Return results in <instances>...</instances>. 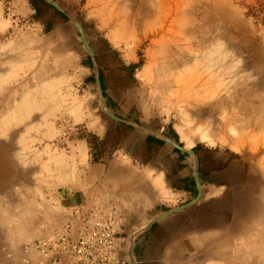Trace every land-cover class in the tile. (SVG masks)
Wrapping results in <instances>:
<instances>
[{
  "label": "rangeland",
  "instance_id": "374dc122",
  "mask_svg": "<svg viewBox=\"0 0 264 264\" xmlns=\"http://www.w3.org/2000/svg\"><path fill=\"white\" fill-rule=\"evenodd\" d=\"M49 1L59 3L83 25L95 58L88 52L77 25L65 13L62 12L67 18L58 14L49 2L40 3L42 15L37 17L31 0L22 1L20 13L15 11L19 2L0 0V264H49L48 258L32 246L38 240L61 236L67 224L76 219L55 193L69 179H61L63 173L77 181L75 176L83 171L79 158L74 166L67 164L70 150L67 144L77 138L89 142L93 135L102 139L83 125H62L67 114H76L74 110L81 108L79 104L84 105L88 117H98L107 128L104 137L110 133L115 145L118 134H122L110 155L124 145L142 168L149 163L146 168L152 169L151 187L143 186L134 192L130 202L123 204V210L109 208L115 209L121 221L122 264H132V254L137 264H188L193 239L213 236L235 241L249 230L259 231L264 226L260 219V207L264 204V141L243 144L200 139V134L187 125V117L180 113L182 107L171 102L170 91L158 77L165 70L160 44L172 45L181 35L184 42L190 37L178 34L175 26L185 8L189 4L190 9L208 8L216 2L226 16L208 32L210 29L216 32L223 26L232 51L230 66L238 72L235 73L238 77L232 72L227 85L244 90L239 99L245 104L252 102L254 93L246 85L264 87V21L249 14V5L256 4V0H159L156 18L138 14L141 0ZM39 24L45 25V31H51V65L69 66L66 74L57 75L55 81L48 72V46L37 37ZM190 40L185 45L196 48V40L191 37ZM139 62L142 64L133 74L126 69ZM147 64L149 72L144 74ZM243 67H247V74L239 80ZM97 70L104 74L109 109L124 122L104 112ZM48 82L52 83L48 91L51 96L44 98L43 89ZM261 95L264 96V91ZM33 96L40 105L25 109L23 103ZM15 108L22 115L7 120ZM91 126L95 128V123ZM149 136L163 140L164 145L149 146ZM166 138L187 148L200 146L198 153L194 150L200 158V170L213 173L219 183L201 181L202 197L196 205L147 228L160 214L195 198L187 190H171V185L186 178L181 176H195L196 164L192 154L181 152ZM63 157L65 163L59 164L57 160ZM181 159L188 162V168L180 163ZM156 167L165 169L168 178ZM158 179L160 186L156 183ZM149 230L151 235H146ZM171 253L175 258L170 261ZM207 264H264V261L225 259Z\"/></svg>",
  "mask_w": 264,
  "mask_h": 264
},
{
  "label": "bare ground",
  "instance_id": "6f19581e",
  "mask_svg": "<svg viewBox=\"0 0 264 264\" xmlns=\"http://www.w3.org/2000/svg\"><path fill=\"white\" fill-rule=\"evenodd\" d=\"M190 5L192 4L182 12V17L177 19L175 26L178 34H189L196 40L194 41L197 43L196 48L185 45L187 42L191 43V40L189 37L184 42L182 35L172 45L160 44L161 64L165 68L158 76L162 81L161 85L170 91V98L173 100L170 99L171 102L182 107L180 111L183 112L180 113L187 117L185 120L187 125L200 134V139L211 143L216 141L226 143L231 140L243 144L263 143L264 96L261 92L264 91V87L258 84L246 85L249 87L247 89L254 93L252 102L245 104L240 100L239 93L244 94V90L240 91L236 87L227 85V79H230L232 72L233 74L237 72L230 66L232 51L229 48L228 34L223 31L222 25L216 32L211 29L208 32L214 23L225 18L226 12L216 2H212L208 8L194 6L190 9ZM158 11L159 0H141L137 8L138 14L143 18H156ZM247 67L239 71L241 73L239 80L247 74ZM148 72L147 64L143 73ZM51 84L48 82L43 89L44 98L51 96L48 92ZM232 89H236L235 94L232 93ZM39 105L40 101L36 96L23 103L25 109L31 110ZM194 110L197 111L192 113ZM75 113L77 114L78 111ZM20 115L22 112L15 108L6 118L14 120L20 118ZM189 116L193 118L189 119ZM156 183L158 186L162 185L161 181ZM260 210V219L264 221V204ZM235 239L232 241L213 236L193 239L189 247L192 255L188 264H207L210 261L225 259L264 261V226L259 231L249 230V233ZM174 255V253L169 255L170 261L175 258Z\"/></svg>",
  "mask_w": 264,
  "mask_h": 264
},
{
  "label": "crops",
  "instance_id": "0c3cea01",
  "mask_svg": "<svg viewBox=\"0 0 264 264\" xmlns=\"http://www.w3.org/2000/svg\"><path fill=\"white\" fill-rule=\"evenodd\" d=\"M15 1L19 2V6H15V11L20 13V9H22L20 4L23 3V0ZM37 37L42 40V44H47L48 46V55L46 56L49 60L48 72H51V79L55 81L57 75L64 76L66 74V71L69 70V66H66L65 64H58L57 67L51 65V31H45L44 24H39ZM63 55L64 54L61 52V58H63ZM79 105H81V108H79V106L74 110V112L78 111V113L67 114L63 119L65 120V123L63 122L62 125H83V127H87L89 130L91 129L94 133L100 136V138H103L107 132V128L100 124L98 117L94 115L91 118L88 117L84 105ZM80 109L82 110V113ZM94 123L95 128L91 126ZM67 145L70 149L68 151L69 163L67 164L74 166L76 158H79V168H82L83 171L75 176L77 181L72 180V177L66 172L63 173L60 178L69 179L62 182L55 193L57 198L61 201V204L64 207L71 209L75 214L76 219L71 221L75 231L80 225V216L86 214L94 207H112L116 210H123V204H128V202H130L132 196H134V192L141 189L143 186L151 187L152 169L146 168L149 163H144V165H142L144 168H142L141 163L136 161L128 147L123 145L116 149L112 155L109 153V155L103 157L100 161H93L87 139H73L68 141ZM57 162L59 164H63V162L65 163L64 157L62 160H57ZM180 163L185 165L184 168H188L187 161L181 159ZM66 169L65 166L64 170ZM156 169L168 178V173L165 169H158L157 167ZM162 177L164 176L162 175ZM181 177H188V174ZM157 181H161V179H158ZM171 190L183 192L182 190L173 187V185H171ZM148 233L151 235L150 230L146 232V235ZM150 235H148V237H150Z\"/></svg>",
  "mask_w": 264,
  "mask_h": 264
},
{
  "label": "built area",
  "instance_id": "2783aa9c",
  "mask_svg": "<svg viewBox=\"0 0 264 264\" xmlns=\"http://www.w3.org/2000/svg\"><path fill=\"white\" fill-rule=\"evenodd\" d=\"M120 227L115 209L96 206L80 216L76 231L70 222L61 236L38 240L32 247L46 256L49 264H122Z\"/></svg>",
  "mask_w": 264,
  "mask_h": 264
},
{
  "label": "trees",
  "instance_id": "16d2710c",
  "mask_svg": "<svg viewBox=\"0 0 264 264\" xmlns=\"http://www.w3.org/2000/svg\"><path fill=\"white\" fill-rule=\"evenodd\" d=\"M31 2L33 3V6L37 10V17H40L42 15V8H41L40 3H43L45 5H46V3L43 0H31ZM52 8L54 10H56V12L58 14L67 18L65 16V14L58 11L55 7H52ZM249 14L254 15L259 20L263 19L262 21H264V18H262V15L264 14V0H256V4L249 5ZM48 25L51 26L50 23ZM49 28H51V27H49ZM49 28L47 27V30ZM141 64H142L141 62L132 63L129 66H127L126 69H130L131 74H133L134 71L141 66ZM101 80H102L104 91L106 93L105 86H104V74L102 71H101ZM109 135H110V133H109ZM109 135H107L106 137H104L102 139L97 138L95 135L92 136V140L89 141V144H90V148L92 151L93 161H100L103 157L109 155L110 150L113 148H116L117 144L122 139V134L119 133L118 134V143L115 145L113 142H111ZM164 143L165 142L163 140L152 137V136H149L147 139V144L149 146H152L153 148L155 146H162V145H164ZM199 147L200 146H197L194 148V150L197 153L199 152ZM200 179L203 183H212V184H218L219 183L217 180H215L213 173H211L210 171H204L203 168H201V170H200ZM173 187H175L179 190H187L191 194H193V196H195V197L198 193V188H197L195 176H188V177L180 180L179 183H176L175 186L173 185Z\"/></svg>",
  "mask_w": 264,
  "mask_h": 264
},
{
  "label": "water",
  "instance_id": "95a60500",
  "mask_svg": "<svg viewBox=\"0 0 264 264\" xmlns=\"http://www.w3.org/2000/svg\"><path fill=\"white\" fill-rule=\"evenodd\" d=\"M45 2H49L52 6L58 8L61 12L65 13L69 18L70 20H72L76 25L77 27L79 28L80 30V33H81V36L83 38V41H84V44L88 50V52L90 53L91 57L92 58H95V53L93 52V49L91 47V44L90 42L87 40L86 38V34H85V30H84V27L83 25L76 21L72 16H70L68 13H66V11L60 6L59 3L55 2V1H49V0H44ZM96 78H97V82H98V86H99V91H100V94H101V98H102V107H103V110L104 112L112 119L118 121V122H124V120L122 118H120L117 114H115L114 112H112L108 105H107V98L104 94V90H103V86H102V80H101V73H100V70H97L96 71ZM149 135H152V136H155L153 133H150L148 132ZM166 142L170 143L171 145H173L175 148H177L178 150H180L181 152H185V153H189V154H192L195 158V164H196V170H195V179H196V184H197V188H198V194L197 196L192 199L191 201H189L188 203L186 204H183L181 206H178V207H175V208H172L162 214H160L159 216H157L148 226V227H152L155 223H157L159 220L171 215V214H174L178 211H181V210H184V209H187V208H190L194 205H196L201 197H202V182H201V179H200V158L198 156V154L194 151V149L192 148H187L185 146H182L181 144H179L176 140L172 139V138H166L165 139ZM132 264H137V261L136 259L134 258L133 254H132V261H131Z\"/></svg>",
  "mask_w": 264,
  "mask_h": 264
}]
</instances>
